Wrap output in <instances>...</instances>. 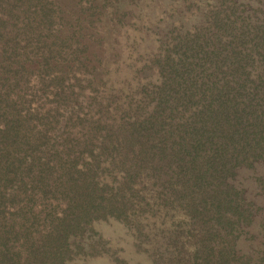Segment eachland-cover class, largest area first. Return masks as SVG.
Segmentation results:
<instances>
[{"label": "trees", "instance_id": "1", "mask_svg": "<svg viewBox=\"0 0 264 264\" xmlns=\"http://www.w3.org/2000/svg\"><path fill=\"white\" fill-rule=\"evenodd\" d=\"M82 6L105 2L0 0V264H64L104 218L145 235L154 264H258L235 247L253 214L234 177L264 162L262 4L215 0L128 92L88 69L127 44L113 15L131 4L80 32L64 22Z\"/></svg>", "mask_w": 264, "mask_h": 264}, {"label": "rangeland", "instance_id": "2", "mask_svg": "<svg viewBox=\"0 0 264 264\" xmlns=\"http://www.w3.org/2000/svg\"><path fill=\"white\" fill-rule=\"evenodd\" d=\"M215 0H136L134 5L131 1V9H117L113 15L119 19L128 34V42L122 49L116 52L101 49L98 60L89 65L92 75H99L105 85L118 87L123 92L131 88L149 83L155 79L154 72L149 68V55L159 50L164 44V37H168L172 30H185L192 26L193 22H199L200 16L209 8ZM239 9L250 4H262L259 19L264 17V0H235ZM105 6L85 9L76 14L73 19H66L64 24L71 28L85 31V22L94 21L97 16L114 11L111 7L113 0H104ZM127 3V0H126ZM120 10V11H119ZM89 14V15H88ZM66 16V14H65ZM88 23V22H87ZM86 23V24H87ZM89 27L90 24H88ZM105 31V28H101ZM69 43V42H67ZM71 47H73L71 45ZM159 47V48H158ZM158 48V49H157ZM157 49V50H156ZM50 61L48 66L56 71L58 65ZM61 72L63 68L61 67ZM58 74V71H57ZM65 76H70L67 73ZM51 79L50 76L38 75ZM91 76L86 73V79ZM79 86L85 85L80 77L75 74ZM33 81L37 82L36 79ZM32 81V82H33ZM73 79L58 84L63 90L67 85L72 84ZM51 86V82H43ZM60 85V86H59ZM93 85V84H91ZM33 88L37 86L33 85ZM57 88V90H58ZM36 92V91H35ZM46 93L36 92V103L40 104L44 100H52V91L46 88ZM57 92V91H56ZM57 98V97H55ZM60 98V96H59ZM50 104H46L49 106ZM236 184L243 190L244 198L250 203L252 218L249 225H245L238 231L236 249L239 254L250 257L258 264H264V162L256 161L248 168H241L235 175ZM146 228V227H145ZM146 233V229H141ZM78 241V240H77ZM82 251L74 255L64 264H154L149 255L150 243L146 242L145 235H138L133 228L114 218H104L91 222L80 239Z\"/></svg>", "mask_w": 264, "mask_h": 264}]
</instances>
